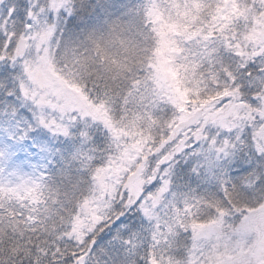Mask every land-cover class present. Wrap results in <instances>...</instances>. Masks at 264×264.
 <instances>
[{"label": "snow or ice", "instance_id": "snow-or-ice-1", "mask_svg": "<svg viewBox=\"0 0 264 264\" xmlns=\"http://www.w3.org/2000/svg\"><path fill=\"white\" fill-rule=\"evenodd\" d=\"M0 264H264V0H0Z\"/></svg>", "mask_w": 264, "mask_h": 264}]
</instances>
